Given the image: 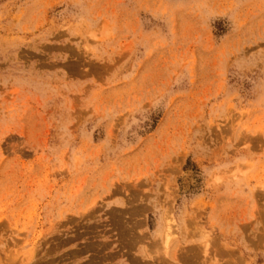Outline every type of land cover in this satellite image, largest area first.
<instances>
[{
  "label": "rangeland",
  "instance_id": "rangeland-1",
  "mask_svg": "<svg viewBox=\"0 0 264 264\" xmlns=\"http://www.w3.org/2000/svg\"><path fill=\"white\" fill-rule=\"evenodd\" d=\"M0 264H264V0H0Z\"/></svg>",
  "mask_w": 264,
  "mask_h": 264
},
{
  "label": "clouds",
  "instance_id": "clouds-1",
  "mask_svg": "<svg viewBox=\"0 0 264 264\" xmlns=\"http://www.w3.org/2000/svg\"><path fill=\"white\" fill-rule=\"evenodd\" d=\"M215 19H217V17L215 15H211L208 17L206 23V26H211V24L214 23Z\"/></svg>",
  "mask_w": 264,
  "mask_h": 264
}]
</instances>
